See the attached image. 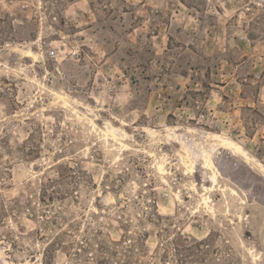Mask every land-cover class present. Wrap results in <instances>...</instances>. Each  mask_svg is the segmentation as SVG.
Wrapping results in <instances>:
<instances>
[{
    "label": "rangeland",
    "instance_id": "1",
    "mask_svg": "<svg viewBox=\"0 0 264 264\" xmlns=\"http://www.w3.org/2000/svg\"><path fill=\"white\" fill-rule=\"evenodd\" d=\"M0 264H264V0H0Z\"/></svg>",
    "mask_w": 264,
    "mask_h": 264
},
{
    "label": "bare ground",
    "instance_id": "2",
    "mask_svg": "<svg viewBox=\"0 0 264 264\" xmlns=\"http://www.w3.org/2000/svg\"><path fill=\"white\" fill-rule=\"evenodd\" d=\"M57 96H59V94H56ZM219 141L222 143V145H225V146H227V147H232V148H237V147H235L234 146V144L232 143V142H229V141H226V140H223V139H221V138H219ZM237 150L238 151H240V153H241V155L243 156V157H246L247 158V154L243 151V150H241L240 148H237ZM158 162V161H157ZM184 164V163H183ZM207 166L209 167V168H211L212 166H211V163L208 161L207 162ZM160 169H161V167H159ZM161 170H163V168L161 169ZM161 172H163V171H161ZM167 172V171H166ZM164 173V172H163ZM209 199V198H208Z\"/></svg>",
    "mask_w": 264,
    "mask_h": 264
},
{
    "label": "built area",
    "instance_id": "3",
    "mask_svg": "<svg viewBox=\"0 0 264 264\" xmlns=\"http://www.w3.org/2000/svg\"><path fill=\"white\" fill-rule=\"evenodd\" d=\"M54 54H55L54 52L51 53V55H54Z\"/></svg>",
    "mask_w": 264,
    "mask_h": 264
}]
</instances>
